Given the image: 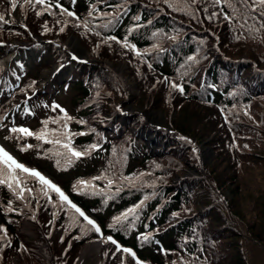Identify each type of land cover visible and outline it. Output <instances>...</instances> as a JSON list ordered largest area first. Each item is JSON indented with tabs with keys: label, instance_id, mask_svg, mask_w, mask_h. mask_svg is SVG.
Here are the masks:
<instances>
[{
	"label": "trees",
	"instance_id": "1",
	"mask_svg": "<svg viewBox=\"0 0 264 264\" xmlns=\"http://www.w3.org/2000/svg\"><path fill=\"white\" fill-rule=\"evenodd\" d=\"M58 2L80 18L77 21L68 17L66 32L60 31L65 21L59 20L60 12L56 8L51 10L55 15L37 16L28 5L27 27L50 39L73 32L89 52L99 56L95 59L98 62L104 58L126 60L139 92L133 103L167 116L165 126L151 127L140 113L121 114L112 120L119 133L114 137L107 135L102 142L108 147L109 156L104 160L108 164L106 170L112 167L113 144L120 145L123 141L119 153L123 173L131 174L136 169L130 164L133 160L147 166L149 175L140 181L141 185L123 183L119 192L116 186L112 192L91 194V189L77 193L70 181H60L66 184L63 189L69 199L97 220L104 237L111 236L122 247L133 250L145 264H254L257 260L264 264V210L261 214L256 212L258 205L264 202V31L249 33L240 28L243 21L239 19L228 23L221 16L209 21L207 16L221 10L213 7L210 0H200L189 9L195 16L174 12L152 0H131L127 13L108 28L95 27L107 23L106 19L98 18V13L89 16L90 5L96 0ZM118 2L108 0V4ZM8 3L6 0L5 4ZM99 7L102 12L115 11L106 5ZM204 8L208 11L204 12ZM223 11L231 14L226 7ZM137 15L141 16L139 22L133 19ZM84 20L91 21L88 29L75 26ZM138 24L142 26L137 28ZM247 24L249 28L254 24L259 27L252 20ZM130 28L136 30L129 34ZM0 32L7 37V40L1 38L2 41H11V37L22 41L31 39L27 30L19 26L0 23ZM153 32L163 35L153 38ZM109 36L121 41L127 36L141 52L149 50L148 54L139 58L122 44L108 40ZM154 44L159 48L157 51L152 50ZM6 50L8 53L9 49ZM52 50L60 56L58 61L67 60V53L56 44ZM189 56H195L197 63L188 62ZM96 65L79 66L78 78L67 83L77 87L79 100H93L81 115L96 116L104 121L115 110L111 102L123 106L127 88L113 69ZM165 77L182 84L184 94L172 89ZM57 83L61 85L59 80ZM102 87L107 91L93 97ZM95 125L87 135L73 138L77 150L98 144L93 132H102L104 128L102 124ZM78 129L87 130L82 125ZM149 141H156L158 149L153 151ZM202 141L213 149L212 163H205L203 167L195 148ZM188 169L199 172L185 174ZM110 172L108 176L112 178ZM153 179L155 184H145V180ZM104 182L100 183L101 187ZM100 189H96L97 192ZM3 195L6 196L3 202H7L6 186H0V196ZM146 196L148 199L135 215L110 227L116 217ZM53 213L49 202H42L38 207L43 231L45 223L54 220L62 229L70 228V232L64 241L59 240L60 237L54 240L52 264H73L84 241L73 244L65 256L59 249H63L71 237L84 232L81 229L84 221L79 218L71 228L66 211L60 208L57 218ZM19 218L16 213L0 210V225L13 237L8 252L20 248L16 233ZM45 230L44 234L48 232L47 228ZM93 234L88 231L84 236H99L96 232ZM142 234L149 235L150 239L144 242ZM39 237L44 241L42 235ZM110 253L106 264H121L122 259L124 264H135L131 256L116 253L115 246L110 248ZM19 254L23 264H33L32 257L36 258V264H51L38 255L28 256L22 250Z\"/></svg>",
	"mask_w": 264,
	"mask_h": 264
},
{
	"label": "rangeland",
	"instance_id": "2",
	"mask_svg": "<svg viewBox=\"0 0 264 264\" xmlns=\"http://www.w3.org/2000/svg\"><path fill=\"white\" fill-rule=\"evenodd\" d=\"M5 2L6 0H0V14H3L6 20L11 21V23L6 24L24 28V30H27L31 39L22 41L17 39L13 40L11 37V41H2L1 38L7 40V37H4L2 32H0V62H3L5 59L8 61L6 64L0 66V116L6 117L4 120V126H0V146H3L18 162L24 164L28 168L38 170L43 176L58 185L65 194L66 192L63 189V186H66V184L60 183V181H70L73 188V185L79 180H93L94 177H97L102 173H107V175H109L110 170L113 174L112 178L132 177L134 185H141L140 181L146 179L149 175L147 166L144 167L142 161L139 160L137 162L133 160L130 162L134 167L133 169L136 168L131 174L123 173L121 169V156L119 153L124 141L121 142L120 145L113 144L112 146V151L110 152L112 167L106 170L108 164L104 163V160L109 154L107 152L108 147L103 145L102 142L107 138V135L115 136L119 133V130L113 127V118L115 119L118 116H121V114L134 111L135 113H140L145 118L146 123L151 127L165 126L167 123V116L164 113L150 108H139L133 103V99L138 96L139 92L135 79L130 75L127 61H113L104 58L100 59L98 62V60L95 59H98L99 56H97L96 53L92 54L89 52V50L83 46L80 38L73 32L68 31L65 35H57L52 37V39L43 38L38 33H33L27 27L26 7L28 5H25L23 0H20L19 2L17 0L15 9L10 7V0L8 4H5ZM36 10L43 11L42 6L36 5ZM51 10L52 9L49 11ZM45 13L49 12L44 11V14ZM58 15L60 16L59 20L67 21L68 23V17L60 13H58ZM67 23H62V27L67 29ZM64 32H66V30H64ZM72 39L74 42L70 41ZM54 44L57 45V48L67 53L68 57L66 61H58L60 56H57L52 50ZM6 49H9L8 53H6L8 51ZM158 49L159 48L157 47L154 51H157ZM73 56H76L77 59L73 60ZM88 64L92 67L97 66L96 64H98L113 69L122 77L124 85L127 88L126 98L122 102L123 106L121 107L120 105L111 102V106H114L115 110L109 116L107 115L104 121L101 120L102 118L96 116L87 118L81 115V112L84 111L93 100H79L80 93L77 87L71 85L69 82L67 83V81H75V79L78 78L80 71L79 66H85ZM28 70L33 71L28 72ZM17 76H19V80L16 79ZM26 79H28V82H26ZM58 80L61 85H58ZM21 89L24 91H21ZM106 91L107 89L102 87L100 91L95 92L93 97H97L98 95L101 96V93ZM27 97H31V99L29 100ZM26 100L27 103H24ZM53 104L60 105L71 117H73V120L69 123V129L72 132H81V130L78 129L81 125L76 122L79 120L86 121V124L83 125L85 126V129H87L83 131L86 132L93 131L91 129L97 126L95 124H102L101 126L104 128L102 132H93L97 143L101 145V149L99 151H92L89 156L76 160L71 165H66L63 159H61V166L57 167V157L51 154L54 151L52 144L37 141L34 137H25L18 140L9 132V128L11 127H24L31 129L34 132L40 131L43 127L41 121L50 118H58L62 115L58 109L55 112L52 111L50 106ZM17 105H19V109H17ZM45 105L48 107H45ZM21 108H23V113L22 111H19L14 115V113ZM25 109L30 110L34 115H25ZM12 116L14 117V120L12 119ZM48 127L51 130H55L58 128V125L49 124ZM9 136L12 138L5 139V137ZM28 144L33 145V148L27 151L20 150L21 145ZM149 145L153 151L158 149V143L156 141H149ZM72 146L76 148L77 144L75 143ZM195 148L198 162H200L201 167H203L205 163H212L213 149L205 141H202L200 145H195ZM113 149H115V153H113ZM202 171L203 168L201 169V172ZM198 172V170L188 169L185 174H198ZM141 173H145V175L140 176ZM101 182L104 181H93L96 189L104 188L106 181L103 183V187L100 186ZM123 183L125 184L127 182H122V184ZM153 183L155 184V179L152 181L145 180L146 185H153ZM26 186L32 188L33 192L31 194L25 193L26 199L23 201L17 199L9 190V199L7 202H3L6 196H0V210L9 213L6 211V208L7 205L11 203L12 207L16 210L11 213H16L20 217L16 228L20 248L19 250L8 252L7 246L0 243V248H3V251H0V264H23L22 258L19 254L20 250L28 254V256H30V254L33 256L38 255L42 261H48L52 264L55 249L54 240L57 237H60L59 240L64 241L67 238L68 232H70V228L67 230L62 229L61 226L59 224L57 225L56 221L53 220L45 223L43 226L48 230V232L44 234V231L46 230L44 229L43 231L42 224L40 223L41 221L38 218V207L42 202H48V200L42 194V186L34 178L27 179ZM116 186L120 185L114 183L113 187ZM113 187L107 192L114 191L115 188ZM49 195L54 202L58 203V197L55 193L49 192ZM53 209L54 212L58 213L60 208L53 207ZM263 210L264 202H261L260 205H258L256 212L261 214ZM66 212L68 213L66 216L70 225L72 224V221L69 219L70 214L68 211ZM76 215L77 221L79 218L83 220L78 214ZM86 215L89 216L88 213H86ZM57 217L58 215L54 218ZM89 217L99 225L94 217ZM29 219L31 220L30 223H27L23 227L20 226L21 221ZM81 224H86V222L84 221ZM71 228L74 227L71 226ZM87 232L88 231H84L81 234L71 237L69 243H67L63 249H59V252L61 250V255L65 256L67 254L66 252L70 250L73 244L79 241H84V244L77 250V257L74 259L73 264H106L111 254L110 248L115 245L111 242H107L104 246L91 245V247L84 252V250L89 247L91 241L95 239L102 241L100 234L99 236L89 235L88 238H86L84 235ZM93 232L95 231H92V234ZM40 235L44 237V241L41 240L39 237ZM75 237H79V239H75ZM12 238L13 237L8 234V239L10 241H12ZM21 245H23L27 251H24V248H21ZM105 252H108V256H105ZM124 255L129 256L128 254ZM62 256H60L61 259L66 261V258H63ZM35 259V257L31 258V260L34 261L33 264H36ZM262 263L263 262L260 260L254 262V264ZM141 264L145 263L141 262Z\"/></svg>",
	"mask_w": 264,
	"mask_h": 264
},
{
	"label": "snow or ice",
	"instance_id": "3",
	"mask_svg": "<svg viewBox=\"0 0 264 264\" xmlns=\"http://www.w3.org/2000/svg\"><path fill=\"white\" fill-rule=\"evenodd\" d=\"M73 3L76 2V0H72ZM152 2L156 4H164L169 9H171L174 12L182 13L185 15H193L195 16L194 12H189V9L192 8L193 5L200 2V0H152ZM23 3L25 5H31L33 9L36 11L37 16L43 15L44 11H48L50 15H55L54 12L49 11L52 8L59 9L60 14L70 17L74 20L79 21V17L76 15L75 12L64 8L61 3L58 2V0H23ZM131 3V0H119L116 4H108V0H96V3L90 5V12L89 16L91 17L93 13H98V18L106 19L107 23L102 25H96L95 27H104L108 28L110 24L118 23L123 15H125L128 11V5ZM210 3L213 7H219L221 10L219 12H213L210 16H207L206 18L209 21H212L213 19L217 17L223 18L224 21L228 23H232L234 20H242L243 23H240V28L247 30L249 33H252L253 31L260 32L264 31V0H210ZM17 4V0H10V7L12 9H15ZM36 5L42 6L43 11L36 10ZM100 5H106L108 7H112L115 9L114 12H102L100 10ZM227 8L230 10L231 14L225 13L223 11L224 8ZM204 12H207L208 9L204 8ZM158 11H162V9H158ZM135 21L139 22L141 20V16L137 15L133 18ZM248 20H252L255 23L259 24V27L256 28L255 24L253 27H248ZM0 23H11L10 20H6L5 16L3 14H0ZM59 23V21H58ZM65 24L67 21L64 22ZM91 23L90 20H84L82 23H77L76 27H84L85 29L89 28V24ZM149 24H151V21H148ZM142 25H137L138 27H141ZM26 27V26H25ZM45 30L47 31V25H44ZM65 29L64 27L60 28V31L63 32ZM136 28H130L129 34L134 32ZM97 35H100L99 32L96 33ZM163 34L153 32L152 37L156 38L158 36H162ZM243 35V33H241ZM170 39H175V37H169ZM237 39L240 38V36L236 37ZM108 40H114L116 43L122 44V46L126 49H130L133 52H135L136 56L139 58H142L144 55L148 54L149 50H144V52H141L137 47L130 43L128 40V37L126 36L123 41L117 39L114 36L107 37ZM157 49V44L153 45L152 50ZM73 60H76L77 57L73 56ZM188 62H191V64L197 63V58L195 56H189L187 58ZM190 66V65H189ZM22 67V66H21ZM185 65H181V68H184ZM149 68H151V64H149ZM184 75V73H182ZM17 80H19V76L16 77ZM165 81L170 83V86L172 89L179 91L182 95L184 94V87L182 84H178L174 81H169L167 77H165ZM21 91H24L21 89ZM26 94V93H25ZM27 99H31V97H27ZM24 103H27V100L24 101ZM17 109H19V105L16 106ZM45 107H48L45 105ZM52 111H57L62 114L58 118H50L48 120L41 121V124L43 127L40 131L34 132L31 129L24 128V127H11L9 128V132L15 136L16 139L20 140L25 137H34L37 141H42L43 143L52 144L54 151L51 153L53 156L57 157L56 159V165L57 167L61 166V159H63L64 163L66 165L73 164L76 160H79L83 157H87L91 154L92 151H99L101 149L100 144H90L88 145L84 150H77L74 148L73 145V138L76 136H84L88 133L85 131L81 132H72L69 129V123L73 120V117H71L67 111L61 107L60 105L53 104L50 106ZM246 115L248 113H245ZM25 115H34L30 110L25 109ZM6 117L0 116V126H4V120ZM80 125H85L86 121L79 120L76 121ZM49 124H56L58 125V128L55 130L49 129ZM11 136L5 137V139H10ZM181 139H185L184 137H181ZM188 143H191V141H187ZM33 148V145H21L20 150L21 151H27L29 149ZM193 151H195V148H193ZM113 153H115V149H113ZM26 174V175H22ZM145 173H141L140 176H144ZM29 178H34L37 180V182L42 186L41 191L42 194L47 198L48 202L52 204L54 208L59 207L65 211L69 212V219L72 221V224L77 223V215L81 218H83V221L86 222V224L81 225L82 231H95L97 234L101 235V239L103 242H111L113 245H115V251L116 253H123L128 254L135 260V264H141V261L136 257V253L126 247H122L115 239H113L111 236L104 237L100 226L91 219L86 213L77 206L72 200L69 199V197L62 191V189L56 185L54 182L43 176L38 170L31 169L25 166L24 164L18 162L3 146H0V186H6L7 189L19 200L23 201L26 199L25 193L31 194L33 192L32 188H28L26 186V180ZM94 180H103L106 181V184L103 189H100L99 192L96 190V186L93 183ZM122 182H127L130 186H134V180L132 177H116V178H110L107 173H102L101 175L94 177L93 180L85 181V180H79L73 185V190L77 193H85L86 189H91V194H104L108 190H110L114 183L122 186ZM120 186H117L116 191L119 192ZM49 192L55 193L58 197V203L54 202L52 200V197L49 195ZM148 197L146 196L144 200H141L139 204L127 209L124 213H122L120 216L116 217L114 219L113 225H110V227L114 226L115 224H119L121 221L126 220L129 215H135L137 213V210L140 209L144 201L147 200ZM27 206V205H25ZM6 211L11 213L16 211L11 203L7 205ZM58 215V213L54 212L53 216L55 217ZM174 216H178L177 213L173 214ZM34 219V217H33ZM90 226V228L88 227ZM71 227V224L69 225ZM75 239H79V237H75ZM138 239H141V237H138ZM150 239L149 235L142 234V240L144 242H147ZM0 243H3L7 247H11V241L8 239V232L7 228L0 225ZM21 248H24L23 245H21ZM0 251H3V248H0ZM24 251H27L26 248H24ZM166 251V250H162ZM115 255V253H113ZM105 256H108V252H105ZM198 259V257L196 258ZM121 264H124L123 259L121 260ZM175 264V262H173ZM183 264V262H182Z\"/></svg>",
	"mask_w": 264,
	"mask_h": 264
},
{
	"label": "bare ground",
	"instance_id": "4",
	"mask_svg": "<svg viewBox=\"0 0 264 264\" xmlns=\"http://www.w3.org/2000/svg\"><path fill=\"white\" fill-rule=\"evenodd\" d=\"M70 41L74 42L73 39L70 40ZM7 62H8V61L5 59L3 62H0V66L6 64ZM32 220H33V219H32ZM30 222H31L30 219H29V220H23V221H21L20 226L23 227V226H25L27 223H30ZM106 244H107V243H105V242H103V241H101V240L95 239V240H93V241L90 242L89 247H87V249H85L84 252H86V251L91 247V245H92V246H93V245L104 246V245H106ZM81 254H82V253H81ZM99 264H102V263H99Z\"/></svg>",
	"mask_w": 264,
	"mask_h": 264
},
{
	"label": "water",
	"instance_id": "5",
	"mask_svg": "<svg viewBox=\"0 0 264 264\" xmlns=\"http://www.w3.org/2000/svg\"><path fill=\"white\" fill-rule=\"evenodd\" d=\"M127 101H128V100H127ZM127 101H126V102H127Z\"/></svg>",
	"mask_w": 264,
	"mask_h": 264
}]
</instances>
